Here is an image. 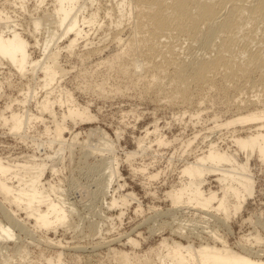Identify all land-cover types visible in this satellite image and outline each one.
Here are the masks:
<instances>
[{
	"label": "rangeland",
	"instance_id": "374dc122",
	"mask_svg": "<svg viewBox=\"0 0 264 264\" xmlns=\"http://www.w3.org/2000/svg\"><path fill=\"white\" fill-rule=\"evenodd\" d=\"M22 1L0 0V28L16 24L32 47V58L39 61L42 52L33 47L35 37L42 38L34 22L52 21L56 0ZM79 1L81 21L88 22L97 14L95 28L85 26L90 37L80 42L73 55L62 53L61 65L69 74L59 79L60 93L51 96L56 104L50 110L42 112L48 91H40L24 107L25 94L38 82L0 56V159L24 179L30 193L39 173L37 166H46L36 187L63 206L68 218L56 230L38 227L34 218L11 205L0 191V224L16 232V240L0 241V264H169L163 244L264 258V158L259 151L252 156L251 149L233 143L236 138H250L257 125L227 127L241 117L264 111V81L256 74L224 78L219 71L203 82H192L204 51L179 39L177 64L164 58L156 43L154 12L148 0ZM251 27L264 31V21L253 16ZM74 36L60 48L68 46ZM261 36H256L258 41ZM66 92L73 95L81 115L66 118V106L58 103L66 100ZM26 110L33 115L28 134H14L11 117ZM58 127L69 144L76 133L83 137L72 157L66 149L57 173L52 174L53 155L59 148L54 142ZM99 130L113 142V155L120 166L121 176L110 192L105 190V181L111 155L92 154L85 147V134ZM159 137L164 141L161 146ZM211 147L226 153L231 164L224 169L237 168L236 162L247 167L238 170L242 175L237 180L247 186L250 179L254 187V198L239 187L247 201L240 200L242 212L227 223L222 215L174 209L170 198L182 184L200 183V179L183 180V169L207 155ZM135 151L139 153L129 159L127 155ZM11 183L19 186L16 178ZM201 188L206 196L217 193L222 200L217 176H207ZM237 202L228 201L230 212Z\"/></svg>",
	"mask_w": 264,
	"mask_h": 264
},
{
	"label": "bare ground",
	"instance_id": "6f19581e",
	"mask_svg": "<svg viewBox=\"0 0 264 264\" xmlns=\"http://www.w3.org/2000/svg\"><path fill=\"white\" fill-rule=\"evenodd\" d=\"M45 1L43 0V2ZM22 3H25V0ZM56 4L52 21L35 20L34 22L36 33L42 38L41 41L35 37L36 46L33 47V49L39 48V51L42 52L43 58L39 61H34L32 58L34 55L33 51L30 52L32 47L19 32L16 24H6V28H0V56L14 64L23 76L31 75L35 82H38V86L34 90L29 88L25 94L24 107L34 101L40 91H48L42 103V112L50 110L56 104L51 101V96L57 92L60 93L62 80L59 81V79L69 74V71H66L61 65L62 53L65 51V53L73 55L80 42L82 40L86 42L90 37L91 31H86L85 26L96 24L97 14L93 15L88 22L85 18L81 21L83 6L79 0H56ZM122 4H120V8H122ZM147 6L150 11L154 12L152 28L156 36V43L164 58L177 64L179 39H185L190 46H199L204 51L199 64L193 70L192 82H203L209 74L219 73V71L224 73L222 74L224 78L256 74L264 81V31H260V27H251L253 16L264 21V0H148ZM118 11L120 12V10ZM259 33L262 34L261 41L256 38ZM71 34L75 35L71 43L65 48H60L59 45L63 44ZM119 40L122 42V39ZM163 40L168 41L163 42ZM65 97L64 101L60 96L62 99L58 103L60 106H66L68 110L66 118L81 115L80 109L77 108L73 100V95L66 92ZM32 119L33 115L28 110L23 114H13L11 117L13 133L28 134ZM5 121L7 122L8 119ZM234 124L240 127L257 125L255 133L250 138L247 140H237L236 138L233 143L243 150L251 149L252 156H254V151H259L261 157L264 158V111L241 117L229 123L227 127ZM64 132H68V130H64ZM85 135L87 136L84 140L85 147L90 148L92 154L111 155V158L108 159L110 160L109 170H107L109 174L105 181V190L110 192L114 180L121 176L119 162L113 155V142L104 131H94ZM81 136L82 133H76L72 138V143L69 144L64 138L63 130L59 127L56 129L54 142L59 144V148L53 155L52 174L57 173L68 147L70 157L73 156L79 139L83 137ZM163 143L162 137H159V146ZM142 148L144 146H139L138 149ZM138 153L139 151H135L127 156L130 159ZM36 160H40V158H36ZM228 164L231 162L226 153L211 147L207 155H203L195 163L185 167L182 173L183 180H186V177L190 180L200 179L201 181L199 184L191 181L186 185L182 184L179 190H174L170 196L173 208L196 211L208 216L222 215L225 222H229L234 216H237L243 209L240 200L244 204L247 201L239 187L242 186L246 189L250 195L248 198H254L251 196L254 187L250 179L247 180V186L240 184L237 180L242 175L238 170L243 171L247 167H239L236 162L237 168L224 169L223 166ZM22 166H26V164H22ZM37 169L39 173L34 177L31 194L30 191H27L26 184L23 183L24 179L18 178L17 172L6 167L3 160L0 159V191L11 205L22 209L30 218H34L38 227L56 230L58 226L64 225L68 220L67 211L63 206L55 203L52 198L45 197L40 188L36 187V183L42 181L46 166L39 165ZM207 176H217V182L222 187V200L217 193L206 196L202 191L201 186L206 184ZM14 178L19 182L18 187L10 186ZM120 180H124V178H120ZM230 199L238 200V205L232 208V212L227 205ZM114 206H116L115 201L112 204V207ZM42 208H46L47 211L43 212ZM70 210H74V208H70ZM9 220L12 221V218L9 217ZM15 225L18 226V224ZM10 240H16V232H13L10 226L0 224V241L8 242ZM163 245L167 251V255L164 257L165 263L169 264H264V260H262L264 258L257 254H230L217 248H196L192 245L183 246L182 244H175L173 247H169L167 244ZM121 257L125 258L124 255ZM58 263L61 264L60 261Z\"/></svg>",
	"mask_w": 264,
	"mask_h": 264
}]
</instances>
